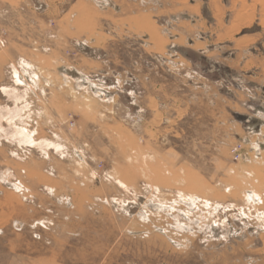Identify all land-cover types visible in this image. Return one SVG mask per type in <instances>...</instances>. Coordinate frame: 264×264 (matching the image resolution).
<instances>
[{
	"label": "rangeland",
	"instance_id": "1",
	"mask_svg": "<svg viewBox=\"0 0 264 264\" xmlns=\"http://www.w3.org/2000/svg\"><path fill=\"white\" fill-rule=\"evenodd\" d=\"M0 264H264V0H0Z\"/></svg>",
	"mask_w": 264,
	"mask_h": 264
},
{
	"label": "built area",
	"instance_id": "2",
	"mask_svg": "<svg viewBox=\"0 0 264 264\" xmlns=\"http://www.w3.org/2000/svg\"><path fill=\"white\" fill-rule=\"evenodd\" d=\"M233 152L236 154L235 155V159L237 160L238 158H241V153H240V150H238V148H233ZM101 168V166L100 165H98L97 166V169H100Z\"/></svg>",
	"mask_w": 264,
	"mask_h": 264
}]
</instances>
